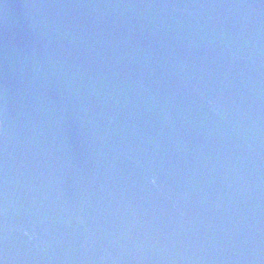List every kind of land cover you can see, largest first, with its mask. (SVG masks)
<instances>
[{"label":"water","instance_id":"95a60500","mask_svg":"<svg viewBox=\"0 0 264 264\" xmlns=\"http://www.w3.org/2000/svg\"><path fill=\"white\" fill-rule=\"evenodd\" d=\"M3 264H264V0H0Z\"/></svg>","mask_w":264,"mask_h":264},{"label":"snow or ice","instance_id":"6c2138e0","mask_svg":"<svg viewBox=\"0 0 264 264\" xmlns=\"http://www.w3.org/2000/svg\"><path fill=\"white\" fill-rule=\"evenodd\" d=\"M0 264H3V262H2V261H0Z\"/></svg>","mask_w":264,"mask_h":264}]
</instances>
